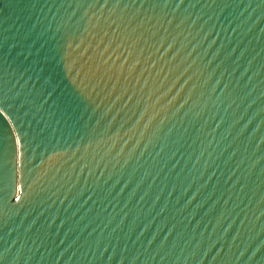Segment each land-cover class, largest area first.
Listing matches in <instances>:
<instances>
[{
  "label": "water",
  "instance_id": "1",
  "mask_svg": "<svg viewBox=\"0 0 264 264\" xmlns=\"http://www.w3.org/2000/svg\"><path fill=\"white\" fill-rule=\"evenodd\" d=\"M0 109V264H264V0H0Z\"/></svg>",
  "mask_w": 264,
  "mask_h": 264
},
{
  "label": "snow or ice",
  "instance_id": "2",
  "mask_svg": "<svg viewBox=\"0 0 264 264\" xmlns=\"http://www.w3.org/2000/svg\"><path fill=\"white\" fill-rule=\"evenodd\" d=\"M0 110H3V109H0ZM17 198H19V197H17Z\"/></svg>",
  "mask_w": 264,
  "mask_h": 264
}]
</instances>
